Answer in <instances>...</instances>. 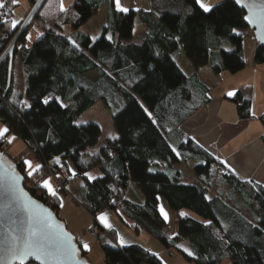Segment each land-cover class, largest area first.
Here are the masks:
<instances>
[{
    "label": "trees",
    "instance_id": "trees-1",
    "mask_svg": "<svg viewBox=\"0 0 264 264\" xmlns=\"http://www.w3.org/2000/svg\"><path fill=\"white\" fill-rule=\"evenodd\" d=\"M36 2L27 0L16 28H11L12 4L7 0L0 9V21H7L0 23V56ZM60 4L61 0H45L19 39L8 89V61L0 65V122L8 135L32 152L36 164L43 165L27 178L23 160L9 157L17 173L25 177L24 189L59 221V197L37 185L58 175L57 165H50L54 159L72 168L75 175L63 178L58 187L66 194L65 186L80 182L74 202L99 232L104 264H162L139 246L120 247L115 232L97 223L96 218L106 212L115 213L134 234L144 233L163 248L177 250L187 263L264 264V186L226 171L182 129L212 101L213 89L199 78L201 68L209 67L214 75H234L246 67L244 41L254 38L242 18L244 12L228 0L212 13H203L195 0H148L147 10L127 13L117 12L114 0H73L65 12ZM104 6L106 26L92 42L80 29ZM136 20L146 35L132 43ZM33 22L43 35L29 47L25 37ZM65 26L70 28L68 36L61 34ZM254 45L251 65L255 67L264 64V47ZM225 46L231 51H225ZM180 53L194 69L191 76L173 60ZM17 62L22 67L21 93L15 88ZM91 73L97 76L95 82L85 77ZM43 98H49L47 105ZM21 100L32 107L25 110ZM227 100L235 106L240 122L252 119V87H239ZM98 102L109 110L119 139L106 141L92 155L88 151L98 143L101 129L94 123L77 122ZM257 121L264 131V113ZM8 148L0 139L3 157L9 156ZM191 162L196 163L192 171L198 185L181 184L179 172L169 173L174 166ZM155 163L167 171L149 172ZM93 170L101 175L89 180L84 173ZM132 186L141 201L126 199ZM161 206L174 217L173 225L161 216ZM206 221L211 225L205 226ZM75 242L79 259L89 263L88 251ZM183 248L194 255L187 256Z\"/></svg>",
    "mask_w": 264,
    "mask_h": 264
},
{
    "label": "rangeland",
    "instance_id": "rangeland-1",
    "mask_svg": "<svg viewBox=\"0 0 264 264\" xmlns=\"http://www.w3.org/2000/svg\"><path fill=\"white\" fill-rule=\"evenodd\" d=\"M8 1L13 6L12 20L20 21L22 17L21 13L23 11H26L27 9V0H16L15 4L12 3V0H8ZM123 1L127 5L133 4L134 1L135 3L138 2L139 4L138 7L141 9L143 8L142 10H147L149 6L148 0H123ZM2 2L3 4H5L6 1L2 0ZM61 2L63 3L65 9H67L71 5L73 0H61ZM204 2L208 4H219L221 0H204ZM106 13H107L106 6L100 8L98 12L85 25L81 27L80 32H82L89 38L93 36L99 38L102 34L104 27L106 26ZM245 32L250 34V31H245ZM38 33H42V31L39 27H37V22H33V25L31 26L28 32V35L32 36L31 41L27 40V44L29 47H31L41 37V35L38 36ZM61 34L64 36H68L70 34V28L67 26L63 27ZM145 35H146V30L136 20L134 24L133 38L130 42L138 43L145 37ZM247 38L248 39L245 41V43H248V41L249 43L254 42V40H252L250 37ZM90 40L92 42H95L97 39L95 41H93L92 39ZM246 46L247 45H245L244 48L245 55L248 50L251 51V49L248 46H247L248 48H246ZM224 49L227 52H229L228 49H230L231 51L230 46H225ZM173 60L186 76H191L193 74L194 69L189 65L183 53L174 55ZM244 60L246 63H248V66H246L242 71L234 75L228 74L226 72H222L219 75H214L209 67H204L200 69L199 78L201 82L204 85L208 86L209 88L213 89L211 92L212 99L218 98L222 94H224V96H229L228 93L231 92V90H233V92L235 91L236 88L234 87H244L246 85H247L246 87H248V85H250V87L254 89L253 101L257 99V101L262 102L261 105L264 104V64L257 65L255 67L253 66L251 68L250 61L249 60H248L249 62L246 61V56ZM14 73H15V88L18 92L21 93L23 76H22V67L18 62L15 64ZM228 103L232 104L230 102ZM224 114H225V109H222V116H224ZM194 116H192L185 123L187 124L185 127L187 132L193 124H196V121L193 122L192 120ZM188 122L190 123L188 124ZM88 123H94L98 125L101 129V136L100 139L98 140V143L94 148L88 151L90 154L94 155L106 143V141L111 140L109 138L110 135H116V133L112 126L111 114L102 102L96 103V105H94L91 110L86 112L77 122V124L79 125H85ZM3 127L5 126L0 122V128ZM12 138L13 136L11 134L8 135L7 133H5L3 138H0V139H4L6 144L9 146V148L7 149V154L9 156L7 157L5 156L4 158L8 162L10 161L9 157H12L15 160L22 159L23 161L24 159H29V158H32V160H34L32 152L27 147H25L20 141H16L15 139ZM9 139H12L11 144H9L8 142ZM29 160L31 161V159ZM34 161L32 162L33 166L36 165V162ZM59 161H60L59 159H54L53 161L50 162V165L54 166ZM195 165H196L195 162L176 165L173 167V169L169 171V173L172 174L179 172L181 174L180 177L181 184L198 185L200 182L195 177L192 171V168ZM166 168L167 167L161 165V163H155L151 167L152 169L151 172H166L167 171ZM89 175L94 177H99L101 174L99 170H93L92 172L89 173ZM50 182L54 188L55 185L59 186V184L57 182L54 183L52 179ZM79 184L80 182L76 180L73 181L71 184L65 186L66 194L60 191L57 192V196L59 197L60 200L58 219L61 223L65 225L67 232L72 234L75 240L77 239L78 243L80 242L81 244L88 246L87 248H85L88 251V262H89L88 264H104L103 254L100 249L101 242L97 238L99 232L97 228L93 226L92 220L87 215V213L74 202V199L76 197L75 194L73 193V190L76 189ZM137 190L138 189H136L135 186L130 187L126 192L125 195L126 199L134 202L141 201V197ZM213 190L214 189H212L210 193L211 195L213 194ZM185 214L189 215L194 219H197L196 216L191 213H185ZM101 215H99L96 219L99 222H101L102 225H104L105 222L110 225V227L104 226L105 230L106 231L112 230L115 232L118 245H121V240H123L124 244L121 245L122 247L136 245L145 249L151 254L156 253L157 254L156 257L162 264H193V263H187L186 261L182 260L177 250L175 249L168 250L163 248L158 241L151 238L150 236L144 233H141L139 235L134 234L131 229H128L127 227H124L120 224L115 213L112 212L104 213L103 222L100 219ZM167 215L169 216L166 222L171 224L170 221H172V225H173L174 217H172L169 213H167ZM91 229L94 230L93 233H96L94 234V236H92L91 233L89 232ZM171 230H172V226H171ZM222 264H224V262Z\"/></svg>",
    "mask_w": 264,
    "mask_h": 264
},
{
    "label": "snow or ice",
    "instance_id": "snow-or-ice-1",
    "mask_svg": "<svg viewBox=\"0 0 264 264\" xmlns=\"http://www.w3.org/2000/svg\"><path fill=\"white\" fill-rule=\"evenodd\" d=\"M225 0H221L219 4H208L205 3L204 0H195V4L198 5L199 9L203 11V13H212L215 10L223 7ZM12 3L15 4L16 0H12ZM228 3H230L234 8L239 6L240 10L242 11L244 8H247L249 14L243 15V20L247 21L248 23L255 24L257 21L253 19V13L254 9L260 7L264 8V0H260V4L258 5L256 3V0H228ZM115 4V10L120 13H127L129 11L128 7L123 6L122 0H114ZM5 5L3 4L2 0H0V9L4 8ZM60 11L65 12L66 9L61 2L60 4ZM139 11V9H137ZM260 21L264 23V15L259 17ZM0 23H7V21H0ZM19 24V21L12 20L11 21V28H16ZM232 32L239 35V32L233 28ZM39 35H43V33H38ZM109 40H111V36L109 35L107 37ZM26 40L31 41L32 36L28 35L25 37ZM70 39V38H69ZM93 41L98 39V37L93 36L90 37ZM73 43H75L73 41ZM26 46V45H25ZM230 51V49H228ZM229 96L233 95V92L228 93ZM55 99V98H53ZM42 103L47 105L49 103V98H43ZM20 104L23 105V108L25 110L30 109L32 107L31 104H29L25 100H21ZM61 107H66L63 103L60 105ZM143 107V105H141ZM155 123V121H153ZM79 126V125H77ZM8 132L7 127L0 128V138H3L5 133ZM112 140L119 139L116 135H110L109 137ZM12 139H15L14 137ZM12 139H9V144H11ZM175 151V149H173ZM2 155V154H0ZM23 164L26 166V177L32 178L37 172L42 170L43 165L42 164H36L33 166L32 162L29 159H24ZM221 164H224L226 167L228 166L225 161L221 160ZM15 167V166H13ZM152 169H149V172H151ZM69 172L75 175V172L73 169H69ZM84 175L89 179H97L98 177H94L89 175L87 172L84 173ZM25 177L16 174L10 177L8 181V186L6 189V193L10 195V200L5 207H7L10 211L15 212L16 207L13 205H17L20 208H22L27 213V221L28 226L24 230V235L17 236L12 233H9V236L11 238V245L9 247L8 254L11 261H19V264H25V261L28 260L30 257H34L36 261H40L41 264H44V262L48 261H60L63 257H68L75 255V247L71 243V237L68 236L67 233H64L62 231L63 226L55 224L52 221V218L50 215L45 216L43 213H37L35 211V201L31 200H24L22 199L20 193L22 190L19 187V181L24 179ZM57 179H59V176L57 175ZM51 178L43 179L38 183V187H41L43 189H46L48 194L55 197L57 195L53 185L51 184ZM251 183V181H249ZM2 187V185H0ZM207 198V197H206ZM46 211V210H45ZM160 213L161 216H163L164 220H168V215L165 212L164 208L160 207ZM180 215L183 217L186 214L180 213ZM100 219L102 222L104 221V215L102 214ZM211 221H206L205 226H210ZM105 227H110L108 223L105 222ZM60 229V231H57ZM124 244V241L121 240V245ZM85 248H87V245H84ZM177 247H182L181 245H177ZM183 251L186 252L187 256L192 257L194 253L190 251L187 248H183ZM153 256H156V253H152Z\"/></svg>",
    "mask_w": 264,
    "mask_h": 264
},
{
    "label": "crops",
    "instance_id": "crops-1",
    "mask_svg": "<svg viewBox=\"0 0 264 264\" xmlns=\"http://www.w3.org/2000/svg\"><path fill=\"white\" fill-rule=\"evenodd\" d=\"M136 3L134 1V5H127L122 0L123 6L128 7L129 10L136 11L137 9H141L138 7V2ZM24 13L25 11L21 13L22 17ZM245 41L244 48L247 45L251 51L248 50L246 55L244 52V58L246 56V61H250V67L252 68L251 58L255 45L254 42L249 43L248 41V43H245ZM247 46L246 48H248ZM246 66H248V63H246ZM85 77L91 82H95L97 79L95 73L88 74ZM234 88H236V91L239 87ZM229 97L231 96H224L222 94L218 98L212 99L210 104L201 109L192 118L193 122L196 121V124H193L190 129L187 128L189 129L188 132L185 129L187 124H184L182 129L186 136L195 140L226 171L231 172L242 180L255 182L264 186V131L257 121L258 116L264 113V104L261 105L262 102L257 101V99L253 101L251 107L252 119L248 122H240L233 104L228 103L230 102L227 100ZM222 109H225V117L222 116ZM29 159H31V162L34 161L32 158ZM221 160L225 161L228 166L226 167L224 164H221ZM56 165L58 167L59 179H57V176L51 177V179L54 183L57 182L59 184L63 178L66 179L69 174H72L69 172V169L72 168L64 167L59 162ZM54 189L56 193L60 191L58 185H55ZM73 193L76 195V189L73 190ZM97 223L105 229L101 222L97 220ZM79 244L84 247L80 242ZM119 246L122 247L121 245Z\"/></svg>",
    "mask_w": 264,
    "mask_h": 264
},
{
    "label": "water",
    "instance_id": "water-1",
    "mask_svg": "<svg viewBox=\"0 0 264 264\" xmlns=\"http://www.w3.org/2000/svg\"><path fill=\"white\" fill-rule=\"evenodd\" d=\"M44 2L45 0H37V2L31 8L22 24L18 28L14 38L0 56V65L5 61H8L9 64L7 89L9 88L10 83L14 49L21 36L24 35L29 29L31 22L35 18ZM256 3L259 5L260 0H256ZM237 7L239 8V6ZM242 11L245 15L249 14L247 8H244ZM262 15H264V8L258 7L254 9L253 13V19H255L257 22L255 24H251L245 21V23L248 29L252 31L255 42L259 46L264 47V23H262L259 19V17ZM16 174H18L16 169L3 157V155H0V185H2V187H0V264H10L9 254L7 251L11 245V238L9 236V233L22 237L24 235V230L28 226L27 213L22 208L17 205H13L14 207H16V211L12 212L7 207H5V205H7L10 200V195L6 193L8 181L11 176ZM24 183V179L19 181V187L22 190V192L20 193L22 199L35 201L34 207L37 213H43L45 216L50 215L52 221L55 224L62 225V231L64 233H67L68 236L71 237V243L76 250L75 255L63 257L60 261H46L44 262V264H88L79 259L78 248L74 236L67 232L65 225L56 219L50 209L46 208L44 205L40 204L36 199L30 196V194L24 189ZM57 231H60V229H58ZM28 263L41 264V262L36 261L34 257H30L25 261V264ZM11 264H19V261H11Z\"/></svg>",
    "mask_w": 264,
    "mask_h": 264
},
{
    "label": "built area",
    "instance_id": "built-area-1",
    "mask_svg": "<svg viewBox=\"0 0 264 264\" xmlns=\"http://www.w3.org/2000/svg\"><path fill=\"white\" fill-rule=\"evenodd\" d=\"M223 171V170H222ZM94 231H90L91 235L94 236L95 233H93Z\"/></svg>",
    "mask_w": 264,
    "mask_h": 264
}]
</instances>
